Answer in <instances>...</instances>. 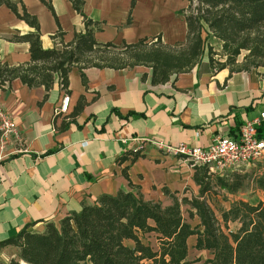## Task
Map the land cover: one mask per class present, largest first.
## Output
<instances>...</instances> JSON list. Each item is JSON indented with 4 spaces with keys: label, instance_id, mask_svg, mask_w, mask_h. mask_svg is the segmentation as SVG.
<instances>
[{
    "label": "crops",
    "instance_id": "crops-1",
    "mask_svg": "<svg viewBox=\"0 0 264 264\" xmlns=\"http://www.w3.org/2000/svg\"><path fill=\"white\" fill-rule=\"evenodd\" d=\"M20 1L18 11L23 6L38 21L44 50L60 48L61 42L84 31L71 0H46L52 11L40 0ZM185 6L174 0H84L82 11L98 23L97 42L134 43L160 36L163 44L173 45L184 40L186 27L163 26L164 19L180 15L183 20L179 11ZM58 27L62 39L53 37ZM32 31L0 6V63L28 62L29 45L12 37ZM204 56L164 83H153L152 69L138 65L73 67L66 88L59 75L49 90L29 88L19 79L0 88V109L16 126V135L0 142V242L23 228L42 232L46 223L57 224L83 206H93L102 195L129 191L163 206L170 205L172 197L197 196L191 163L156 143L205 149L216 138L236 139L244 123L264 113V67L218 70ZM65 96L66 110L59 112ZM257 128L264 135V120ZM133 151H139L135 160L129 156ZM260 160L262 167L264 156ZM252 192L258 196L254 204L264 201V192ZM194 243L195 237H189V249ZM16 256L14 247L0 248V263Z\"/></svg>",
    "mask_w": 264,
    "mask_h": 264
},
{
    "label": "trees",
    "instance_id": "trees-1",
    "mask_svg": "<svg viewBox=\"0 0 264 264\" xmlns=\"http://www.w3.org/2000/svg\"><path fill=\"white\" fill-rule=\"evenodd\" d=\"M40 1L52 11L49 1ZM20 2L0 0V6L33 28L12 37L29 45V61L16 66L0 63V88L19 79L29 88L43 86L49 90L55 75L66 88L73 67L124 69L138 65L152 69L153 83H164L199 63L208 37L221 44L224 61H214L211 47L207 54L208 63L218 70L264 67V0H186L185 8L179 11L186 27L185 38L173 45L163 44L160 36L134 43L97 42L94 34L98 23L83 14L84 0H71L83 18L84 31L74 33L68 43L60 41V48L48 50L41 47L36 17L23 6L18 11ZM62 36L58 27L53 37ZM242 51L246 54L239 64ZM257 138L264 139L261 128H257ZM138 155L139 151L129 152L131 160ZM193 180L199 186L198 195L181 200L172 197L168 206L145 200L140 193L120 191L114 196H100L93 206H83L57 224L46 223L42 232L23 228L0 242V248L12 246L17 250L16 258L0 264H264V201L251 204L236 200L221 209L220 219L227 232L212 209L218 208L221 191L232 195L248 186L264 192V166L257 164L224 176L194 166ZM183 205L188 206L189 219L197 220L195 225L183 216ZM230 222L237 223L238 228L228 230ZM191 236L195 237L192 248L206 251V258H189Z\"/></svg>",
    "mask_w": 264,
    "mask_h": 264
},
{
    "label": "built area",
    "instance_id": "built-area-1",
    "mask_svg": "<svg viewBox=\"0 0 264 264\" xmlns=\"http://www.w3.org/2000/svg\"><path fill=\"white\" fill-rule=\"evenodd\" d=\"M68 99V96L62 99L59 112H65ZM263 120L264 113L261 112L258 118L244 123L236 139L216 138L205 149L191 148L184 144L170 147L160 142L156 146L165 152L184 156L193 167H204L209 173L223 175L254 164L264 156V139L257 138V127ZM15 135V123L0 109V142L3 143L8 137Z\"/></svg>",
    "mask_w": 264,
    "mask_h": 264
},
{
    "label": "rangeland",
    "instance_id": "rangeland-1",
    "mask_svg": "<svg viewBox=\"0 0 264 264\" xmlns=\"http://www.w3.org/2000/svg\"><path fill=\"white\" fill-rule=\"evenodd\" d=\"M174 2H176L179 5V4H184L186 2V0H174ZM178 16L180 17V15H178ZM178 16L176 18H173V19H171L170 17L168 19H164L163 26L169 25V23H170V25L173 26L177 30L185 29L184 21L181 18H179ZM155 25H158V24L153 23L152 27H155ZM209 47H211V51H212V53H214L212 55V57H213L215 62L224 61V57L222 56L221 44L219 41H217L211 37H208L206 39V47H205V52H204L205 56L208 54ZM245 54H246V51H242L239 57H243ZM261 161H263V160L257 161L255 163V165H257L258 162H261ZM245 169H248V168L247 167L246 168L241 167V168H238L236 170H237V172H241ZM236 170H233V171H236ZM227 173H231V172H227ZM236 200H243V201H246L248 203L254 204L256 201H258V196L256 195V193H253L252 188H250L248 186H246L243 190H241L240 192H238L236 194L230 195V194H227L226 192L219 194L218 208L215 206H212L213 207L212 209H213L214 214L217 218V221L219 222V225L221 226V228L225 232H227V231L225 230V227H224V225L220 219V211H221V209L228 208L230 203H232L233 201H236ZM182 212H183V216L185 217L187 222H189L192 226L197 223V220L195 218L189 219L188 214L184 208L182 209ZM227 226H228V230L234 231L236 228H238L239 225L237 223H231L230 222V223H228ZM196 256H198V252H196L194 249H192L190 247L189 258L192 259ZM200 256L202 258L207 257V255H202V254H200Z\"/></svg>",
    "mask_w": 264,
    "mask_h": 264
}]
</instances>
